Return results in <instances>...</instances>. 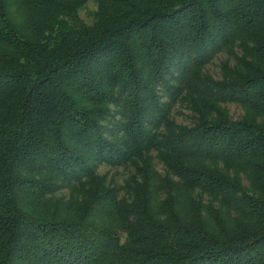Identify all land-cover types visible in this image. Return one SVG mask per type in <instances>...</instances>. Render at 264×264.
Here are the masks:
<instances>
[{
    "label": "trees",
    "instance_id": "16d2710c",
    "mask_svg": "<svg viewBox=\"0 0 264 264\" xmlns=\"http://www.w3.org/2000/svg\"><path fill=\"white\" fill-rule=\"evenodd\" d=\"M0 264H264V0H0Z\"/></svg>",
    "mask_w": 264,
    "mask_h": 264
},
{
    "label": "rangeland",
    "instance_id": "374dc122",
    "mask_svg": "<svg viewBox=\"0 0 264 264\" xmlns=\"http://www.w3.org/2000/svg\"><path fill=\"white\" fill-rule=\"evenodd\" d=\"M95 9H96L95 4L91 3V4H88L83 11H81V16L87 23H90L92 21V16H90V14L93 13ZM207 69L215 78H220V64L218 61L211 63L207 67ZM230 111L234 117L239 116L241 113L240 108L236 106H230ZM173 115L179 123H182V124L190 123L191 113L187 109L178 107L177 105V107H175L173 111Z\"/></svg>",
    "mask_w": 264,
    "mask_h": 264
}]
</instances>
